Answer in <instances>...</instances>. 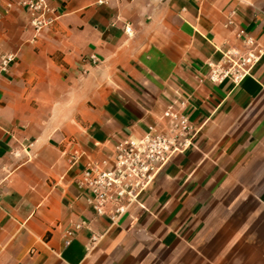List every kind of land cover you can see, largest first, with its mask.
Returning a JSON list of instances; mask_svg holds the SVG:
<instances>
[{
    "label": "crops",
    "instance_id": "obj_1",
    "mask_svg": "<svg viewBox=\"0 0 264 264\" xmlns=\"http://www.w3.org/2000/svg\"><path fill=\"white\" fill-rule=\"evenodd\" d=\"M17 1L0 0V264H264V0H46L37 38ZM240 30L260 59L211 82ZM175 100L194 146L111 225L77 177Z\"/></svg>",
    "mask_w": 264,
    "mask_h": 264
},
{
    "label": "built area",
    "instance_id": "obj_2",
    "mask_svg": "<svg viewBox=\"0 0 264 264\" xmlns=\"http://www.w3.org/2000/svg\"><path fill=\"white\" fill-rule=\"evenodd\" d=\"M17 4L27 7L35 38L57 21L55 11L46 0H18ZM12 5V2L7 3L6 10ZM2 16L0 13V18ZM126 32L131 34V27H126ZM238 36L242 39V48H230L218 62L209 64L207 77L211 82L229 79L238 84L260 59L262 49L255 45V40L244 30H240ZM15 62V53H0V73L7 72ZM185 106L186 101L178 100L167 105L160 118L148 125L142 134H131L118 143L109 163H91L77 177L87 204L97 215L108 218L111 225L117 224L140 203L141 196L175 154L194 146L199 129L184 113ZM72 159L75 161L76 155L73 154ZM73 232L70 230L68 234Z\"/></svg>",
    "mask_w": 264,
    "mask_h": 264
}]
</instances>
